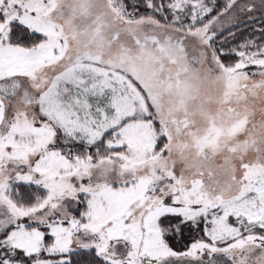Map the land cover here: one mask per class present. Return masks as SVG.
Instances as JSON below:
<instances>
[{"label": "snow or ice", "instance_id": "snow-or-ice-1", "mask_svg": "<svg viewBox=\"0 0 264 264\" xmlns=\"http://www.w3.org/2000/svg\"><path fill=\"white\" fill-rule=\"evenodd\" d=\"M0 264H264V0H0Z\"/></svg>", "mask_w": 264, "mask_h": 264}]
</instances>
